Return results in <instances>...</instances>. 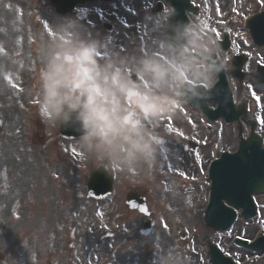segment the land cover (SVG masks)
Returning a JSON list of instances; mask_svg holds the SVG:
<instances>
[{"label":"rangeland","instance_id":"obj_1","mask_svg":"<svg viewBox=\"0 0 264 264\" xmlns=\"http://www.w3.org/2000/svg\"><path fill=\"white\" fill-rule=\"evenodd\" d=\"M220 3L222 8L225 5L252 8L264 3V0H220ZM90 11L104 15L102 20H111L109 17L114 16L112 20L119 25L120 36L111 43L103 38V44L116 53L119 48L125 47L129 63L141 51L155 50L154 39H162L164 35L149 30L153 17L138 22L130 16L132 12L115 13L113 9L98 4L93 5ZM136 23H140L139 28L130 35L125 34L124 30ZM89 29L81 34L78 23H74L72 18L58 19L48 0H0V264H76L74 255L77 253L80 259L86 235L95 237L101 248L95 256L89 254L86 264H207L204 227L201 224L194 227L191 221L202 199L198 192L150 203L158 212L156 224L171 227L169 235L157 226L150 235L140 236L138 231L143 218L124 205L122 194L127 185L149 186L146 190L151 188L153 193L156 184H174L175 180H180L179 184H191L178 176L172 178V173L164 171L156 174L155 169L163 164L154 149L149 147V151L136 152L124 162L115 158L125 148L123 145L109 150L97 141L92 146L89 139L84 138L58 140L53 134L58 125L53 126L41 119L38 113L41 103L40 74L46 53L59 45L58 38L63 34L73 33L82 40H90L92 35L104 33ZM205 37L207 41L211 40ZM29 82L30 89L27 88ZM184 113L187 116L185 123L177 125L187 135L193 134L197 138L199 132L204 135L216 132L213 126L202 130L196 111L184 109ZM9 122L11 126L7 125ZM43 131L47 136L41 138ZM225 141L229 143L230 140ZM208 151H204L203 158L200 157L201 152L185 158L174 149L169 154V160L176 168L191 174L196 169L194 163L203 161L206 164L214 157L210 153L216 151L211 147L210 153ZM106 158L112 159L113 167L118 171L123 172L125 168L128 172V167L132 166L129 175L136 184H115L113 196L97 203L86 198L84 181L90 169ZM162 176L170 177V180L163 181ZM197 177L201 179L200 175ZM78 200L85 205L71 212L70 204ZM67 206L68 209H65ZM20 218L23 219L21 227L17 226ZM56 219L59 231L52 232L50 238L48 229ZM58 219H63V222ZM77 219L81 221L75 227ZM183 225L187 226V237L181 240L173 233ZM12 228L11 242H3L2 235L9 234L8 230ZM239 228L242 229L235 226L236 233ZM107 232L114 235L106 236ZM234 233L215 232L210 239L241 262L243 255L233 248L230 240ZM24 235L28 239L21 242ZM24 243L35 249L34 255L29 253L32 263H27L25 256L18 261L17 255Z\"/></svg>","mask_w":264,"mask_h":264},{"label":"clouds","instance_id":"obj_2","mask_svg":"<svg viewBox=\"0 0 264 264\" xmlns=\"http://www.w3.org/2000/svg\"><path fill=\"white\" fill-rule=\"evenodd\" d=\"M176 16L174 7L161 9L149 30L166 33ZM50 49L40 74L41 119L53 126L79 123L83 138L109 150L128 144L132 157L139 151L135 135L147 118L168 111L185 93L209 90L227 61L213 67L218 53L214 41L202 42L196 31L178 22L172 39L156 37L155 50L141 51L129 63L106 44L63 34ZM103 50V51H102Z\"/></svg>","mask_w":264,"mask_h":264},{"label":"bare ground","instance_id":"obj_3","mask_svg":"<svg viewBox=\"0 0 264 264\" xmlns=\"http://www.w3.org/2000/svg\"><path fill=\"white\" fill-rule=\"evenodd\" d=\"M10 120H11V118H9V121ZM7 125L8 126H11L10 122ZM84 205H85V203L83 201L78 200L77 202H73L72 204H70L69 209H70L71 212H76L80 207H83ZM49 209H52V207H49ZM65 209H68V206ZM67 215L73 216L70 213H68ZM22 220L23 219L20 218V221L17 223V226H19V225H20V227L22 226ZM58 220H61V219H58ZM80 221H81L80 219H77L75 221V227L78 226V224L80 223ZM62 222H63V219L61 220V223ZM13 228L11 230H8L9 234L7 233V234L2 235L1 240L3 242H5V243L6 242H11V240H12L11 231L13 230ZM47 229H48V226H47ZM48 230H49V237L50 238L53 235L52 232L54 233L55 231H59V226H58V223H57V219H56L55 222H53V225L51 224V228H49ZM81 235H82V233H80V235H79L80 238L82 237ZM33 238L36 239V237H33ZM84 238H85V246H82V247L80 246L81 249H82L80 251V256H81L80 259L77 257L78 256L77 253H76V255H74L75 256V259H76V264H86L85 261H86L87 257H89V254L95 256L96 253L97 252H100V250H101V248H99V246L97 244L98 240H96L95 237H93L92 235H90V237L88 235H86V236H84ZM27 239L28 238L25 236V237H23V239L21 240V242H26ZM22 245H24V246L19 250V255H17V256H19L18 261H21L22 260L21 257H24L25 256V259L24 260H26L27 263H32L33 259L31 260L29 258V255H30L29 253H32L33 252L32 255H34L35 249L34 248L32 249L29 246L28 243H24ZM77 259H78V261H77ZM4 260L6 261V260H8V258L7 259L4 258Z\"/></svg>","mask_w":264,"mask_h":264},{"label":"water","instance_id":"obj_4","mask_svg":"<svg viewBox=\"0 0 264 264\" xmlns=\"http://www.w3.org/2000/svg\"><path fill=\"white\" fill-rule=\"evenodd\" d=\"M241 173H242V170H240V169L235 170L234 175L237 176V184H233V185H236V186L241 185V180H240ZM102 177H104L105 179H103ZM103 180L107 181V184H101V185L105 186L106 189L105 188L103 189L102 187L100 188L98 185ZM244 185H245V187H249L248 184H244ZM87 189H88L89 193H90V189H92L93 190L92 194L99 197V198L106 196L107 190H111V179L109 178L108 173L106 172L105 169L100 168L96 172H94V174H92L90 176V183L87 184ZM131 199L132 198H130L129 200H131ZM207 220L211 221L210 218H207ZM148 226L149 225H147V228H148ZM223 227H226V225ZM213 228L216 229V225ZM215 250H214V252H215ZM216 257H219V259L221 258L220 256H217V255H216Z\"/></svg>","mask_w":264,"mask_h":264},{"label":"flooded vegetation","instance_id":"obj_5","mask_svg":"<svg viewBox=\"0 0 264 264\" xmlns=\"http://www.w3.org/2000/svg\"><path fill=\"white\" fill-rule=\"evenodd\" d=\"M261 63L264 65V52H263L262 55H261ZM251 65H252V64L248 62V66H251ZM156 131H157V129L154 128V132H156ZM163 132H164V131H163ZM160 137H166L165 132H164L163 136H160Z\"/></svg>","mask_w":264,"mask_h":264}]
</instances>
